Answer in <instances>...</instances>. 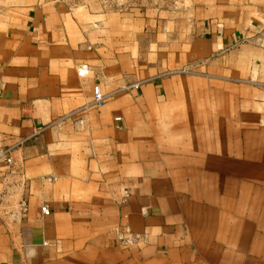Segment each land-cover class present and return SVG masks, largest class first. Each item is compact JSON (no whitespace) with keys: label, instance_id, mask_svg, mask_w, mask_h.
Returning a JSON list of instances; mask_svg holds the SVG:
<instances>
[{"label":"crops","instance_id":"0c3cea01","mask_svg":"<svg viewBox=\"0 0 264 264\" xmlns=\"http://www.w3.org/2000/svg\"><path fill=\"white\" fill-rule=\"evenodd\" d=\"M0 149V264H264V0L16 3Z\"/></svg>","mask_w":264,"mask_h":264},{"label":"rangeland","instance_id":"374dc122","mask_svg":"<svg viewBox=\"0 0 264 264\" xmlns=\"http://www.w3.org/2000/svg\"><path fill=\"white\" fill-rule=\"evenodd\" d=\"M30 1L41 0H0V14L8 11L16 3L28 4ZM73 6H83L98 12H132L146 11L149 9L169 8L178 6L185 0H65Z\"/></svg>","mask_w":264,"mask_h":264},{"label":"built area","instance_id":"2783aa9c","mask_svg":"<svg viewBox=\"0 0 264 264\" xmlns=\"http://www.w3.org/2000/svg\"><path fill=\"white\" fill-rule=\"evenodd\" d=\"M182 72H189L187 69H182ZM78 75L82 76L87 74V69L85 66H81L78 71ZM105 95L100 90V87L98 85H95L93 87V104L96 106H99L104 100ZM116 121L120 120V117H115ZM8 150L0 149V158L5 156V153H7ZM8 163H11V158L8 156L5 158ZM41 213L43 215H48L50 213L49 207L47 205L41 206ZM117 238L120 242H123L125 244L133 243L137 240V237L135 235L131 234L130 228L128 226H124L122 230L118 231Z\"/></svg>","mask_w":264,"mask_h":264}]
</instances>
